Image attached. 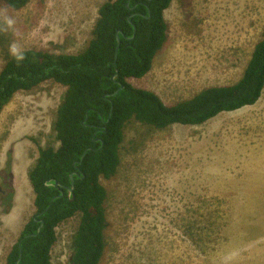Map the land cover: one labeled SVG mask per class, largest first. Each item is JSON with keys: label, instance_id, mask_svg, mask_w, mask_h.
<instances>
[{"label": "rangeland", "instance_id": "rangeland-1", "mask_svg": "<svg viewBox=\"0 0 264 264\" xmlns=\"http://www.w3.org/2000/svg\"><path fill=\"white\" fill-rule=\"evenodd\" d=\"M103 1L30 0L13 11L0 0V69L7 53L28 48L81 52ZM165 17L168 38L152 69L128 82L174 104L240 78L264 32V0H173ZM65 90L46 81L0 113V264L36 213L28 170L40 146L58 144L53 123ZM126 132L118 174L102 179L108 226L99 264H264V91L256 104L201 125L133 122ZM79 220L57 227L54 264L70 263Z\"/></svg>", "mask_w": 264, "mask_h": 264}, {"label": "trees", "instance_id": "trees-1", "mask_svg": "<svg viewBox=\"0 0 264 264\" xmlns=\"http://www.w3.org/2000/svg\"><path fill=\"white\" fill-rule=\"evenodd\" d=\"M1 1L13 11L30 2ZM172 2L105 0L98 8L93 38L81 52L28 48L5 56L0 69V113L19 91L34 90L46 81L66 87L53 123L58 144L40 146L28 170L36 213L21 230L6 264H16L20 256L19 264H54L57 227L75 216L80 220L69 264H99L108 226L109 192L102 179L109 180L119 172L128 126L139 122L165 130L174 124L201 125L222 112L254 105L261 98L264 32L240 78L233 83L209 85L190 98L166 104L155 91L128 82L129 78L144 77L152 69L168 38L165 11ZM118 31L121 44L116 59ZM121 85L125 87L120 89ZM116 90L119 92L112 95ZM71 173L75 189L69 196ZM55 182L59 184H47ZM41 219L44 226L35 234ZM208 226L220 228L216 221H209Z\"/></svg>", "mask_w": 264, "mask_h": 264}, {"label": "water", "instance_id": "water-1", "mask_svg": "<svg viewBox=\"0 0 264 264\" xmlns=\"http://www.w3.org/2000/svg\"><path fill=\"white\" fill-rule=\"evenodd\" d=\"M129 4V3H128ZM117 41H118V46H117V49H116V55H115V58L117 59V55H118V49H119V46L121 44V39H120V31L117 32ZM135 36V35H134ZM118 76V72L112 77V79H115L116 77ZM125 86L124 85H121L120 86V89H123ZM119 92V90H116L114 93H112V95H116L117 93ZM107 95H105L104 97H106ZM84 156H85V153L83 154L82 156V160L84 159ZM70 177L72 179V183H71V187L68 188V195L70 196L73 192H74V189H75V182H74V173H71L70 174ZM48 185H58L59 183L58 182H55V183H47ZM64 194L63 191H61V196ZM74 195V194H73ZM38 216L41 215V213L37 214ZM36 219V218H34ZM44 223L45 221L43 219H41L40 221V225L37 229V233L35 234H38L41 232L43 226H44ZM28 236V235H27ZM20 259H21V256L20 258L16 261V264H19L20 263Z\"/></svg>", "mask_w": 264, "mask_h": 264}, {"label": "flooded vegetation", "instance_id": "flooded-vegetation-1", "mask_svg": "<svg viewBox=\"0 0 264 264\" xmlns=\"http://www.w3.org/2000/svg\"><path fill=\"white\" fill-rule=\"evenodd\" d=\"M5 182H7L6 180H5ZM37 220V219H36Z\"/></svg>", "mask_w": 264, "mask_h": 264}, {"label": "clouds", "instance_id": "clouds-1", "mask_svg": "<svg viewBox=\"0 0 264 264\" xmlns=\"http://www.w3.org/2000/svg\"><path fill=\"white\" fill-rule=\"evenodd\" d=\"M34 216V215H33Z\"/></svg>", "mask_w": 264, "mask_h": 264}]
</instances>
